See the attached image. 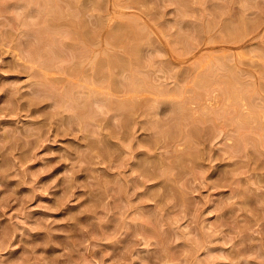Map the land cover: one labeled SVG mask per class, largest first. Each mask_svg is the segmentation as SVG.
I'll return each instance as SVG.
<instances>
[{
	"label": "rangeland",
	"instance_id": "obj_1",
	"mask_svg": "<svg viewBox=\"0 0 264 264\" xmlns=\"http://www.w3.org/2000/svg\"><path fill=\"white\" fill-rule=\"evenodd\" d=\"M0 1V264H264V0Z\"/></svg>",
	"mask_w": 264,
	"mask_h": 264
},
{
	"label": "bare ground",
	"instance_id": "obj_2",
	"mask_svg": "<svg viewBox=\"0 0 264 264\" xmlns=\"http://www.w3.org/2000/svg\"><path fill=\"white\" fill-rule=\"evenodd\" d=\"M55 1H56V0H55ZM89 1H90V0H89ZM0 2H1V1H0ZM29 2H30V1H29ZM48 2H49V1H48ZM137 2H138V1H137ZM176 2H177V1H176ZM16 3H17V2H16ZM55 3H56V2H55ZM55 3H54V5H55ZM57 3H58V2H57ZM92 3H93V2H92ZM108 3H109V2H108ZM14 4H15V3H14ZM46 4H47V3H46ZM75 4H77V3H75ZM3 5H4V4H3ZM16 5H17V4H16ZM26 5H27V4H26ZM95 5H96V4H95ZM97 5H98V4H97ZM8 6H9V5H8ZM10 6H11V5H10ZM18 6H19V5H18ZM18 6H16V7H18ZM27 6H28V5H27ZM29 6H30V5H29ZM52 6H53V5H52ZM84 6H85V5H84ZM2 7H3V6H2ZM47 7H48V6H47ZM78 7H79V6H78ZM80 7H81V4H80ZM99 7H100V6H98V8H99ZM121 7H122V6H121ZM124 7H125V6H124ZM6 8H7V7H6ZM27 8H28V7H27ZM51 8H52V7H51ZM51 8H50V10H51ZM64 8H65V7H64ZM76 8H77V7H76ZM25 9H26V8H25ZM53 9H54V8H53ZM79 9H81V8H79ZM99 9H100V8H99ZM44 10H45V9H44ZM50 10H49V11H50ZM56 10H57V8H56ZM64 10H65V9H64ZM67 10H68V7H67ZM94 10H95V9H94ZM5 11H6V10H5ZM39 11H40V10H39ZM102 11H103V9H102ZM43 12H44V11H43ZM56 12H57V11H56ZM75 12H76V11H75ZM62 13H63V12H62ZM99 13H100V12H99ZM103 13H104V12H103ZM57 14H58V13H57ZM69 15H70V14H69ZM49 16H50V15H49ZM52 16H53V15H52ZM67 16H68V15H67ZM44 17H45V16H44ZM60 17H61V16H60ZM60 17H59V18H60ZM4 18H5V17H4ZM36 18H37V17H36ZM53 18H54V17H53ZM50 20H51V19H50ZM76 20H77V18H76ZM60 21H61V20H60ZM100 21H101V20H100ZM100 21H99V22H100ZM107 21H108V20H107ZM102 22H103V21H101V23H102ZM104 22H105V21H104ZM74 23L76 24V22H74ZM101 23H100V24H101ZM232 23H233V22H232ZM50 24H51V23H50ZM102 24H104V23H102ZM122 24H124V23H122ZM226 25H227V24H226ZM231 25H232V24H231ZM109 26H111V25H109ZM120 26H121V24H120ZM229 26H230V25H229ZM252 26H253V25H252ZM46 27H47V26H46ZM95 27H96V26H95ZM98 27H100V25H98ZM231 27H232V26H231ZM102 28H103V27H101V29H100L101 32H102ZM103 29H104V28H103ZM130 29L132 30L133 28H130ZM210 29H211V28H210ZM232 29H233V28H232ZM244 29H245V28H244ZM52 30H53V29H52ZM96 30H97V29H96ZM106 30H107V31H104V32H105V33L107 32V34H106L105 36H103V37H106V36H112V35H109L110 30H108V29H106ZM119 30H121V28H120ZM227 30H228V32H229V31H231V28L229 29V27H228ZM108 31H109V33H108ZM121 31H122V30H121ZM239 31H240V30H239ZM51 32H52V31H51ZM53 32H54V31H53ZM96 32H97V31H96ZM126 32H127V31H126ZM228 32H227V33H228ZM41 33H42V32H41ZM41 33H40V34H41ZM49 33H50V32H49ZM119 33H120V36L122 37L123 35H121V32H120V31H119ZM130 33H133V32H130ZM135 33H136V32H135ZM110 34H111V33H110ZM117 34H118V33H117ZM123 34H124V33H123ZM133 34H134V33H133ZM138 34H139V33H138ZM138 34H137V35H138ZM221 34H222V33H221ZM232 34H233V33H232ZM237 34H238V32H237ZM66 35H67V34H66ZM126 35H127V34H126ZM36 37H37V36H36ZM118 37H119V36H118ZM118 37H117V38L115 37V38H116V41H119V40H117ZM221 37H222V36H221ZM106 38H108V37H106ZM42 39H43V38H42ZM119 39H120V38H119ZM121 39H122V38H121ZM124 39H125V37H124ZM202 39H203V38H202ZM231 39H232V38H231ZM65 40H66V39H65ZM106 40H107V39H106ZM112 40H113V39H112ZM212 40H213V39H212ZM46 41H47V40H46ZM60 41H61V40H60ZM114 41H115V40H114ZM127 41H128V40H127ZM127 41H126V42H127ZM132 41H133V39H132ZM132 41H131V42H132ZM87 42H88V41H87ZM96 42H97V41H96ZM99 42H100V41H99ZM104 42L106 43V45H105L106 48H105V49H106V50L108 49V51H105V53L108 55V52L110 53V51H109V50H110L109 46H110L111 44L108 43L109 41H108V42H107V41H104ZM123 42H124V41H123ZM128 42H129V41H128ZM133 42H134V41H133ZM239 42H240V41H239ZM105 43H104V44H105ZM19 44H20V43H19ZM109 44H110V45H109ZM124 44H127V43L124 42ZM17 45H18V44H17ZM43 45H44V44H43ZM108 45H109V46H108ZM35 46H36V45H35ZM61 46H62V45H61ZM46 47H48V46H46ZM127 47H128V46H127ZM136 47H137V46H136ZM36 49H37V48H36ZM193 49H194V48H193ZM28 50H29V49H28ZM47 50H48V49H47ZM80 50H81V49H80ZM114 51H115V50H114ZM186 51H187V50H186ZM26 52H27V51H26ZM33 52H34V51H33ZM33 52H32V53H33ZM41 52H42V51H41ZM47 52H48V51H47ZM129 52H130V51H129ZM50 53H52V52H50ZM82 53H83V52H82ZM105 53H104L103 55L105 56L104 58L107 57L106 60H105V64H106V65L108 64V67L105 66V65H103V66L109 68V66H110V64H109L110 62H109V61H110V59H111V61H112V60L115 61V59H114V58L112 59L111 57H109V55L107 56ZM52 54H53V53H52ZM98 54H99V53H98ZM38 55H39V54H38ZM48 55H49V54H48ZM74 55H75V54H74ZM211 55H212V54H211ZM16 56H17V55H16ZM30 56H31V55H30ZM40 56H41V55H40ZM43 56H44V55H43ZM52 56H53V55H52ZM95 56H97V55L95 54ZM95 56H94V58L96 59ZM110 56H112V55L110 54ZM136 56H137V55H136ZM44 57H46V56H44ZM49 57H50V56H49ZM54 57H56V56H54ZM79 57H80V56H79ZM97 57H98V56H97ZM137 57H138V56H137ZM233 57H234V56H233ZM46 58H47V57H46ZM94 58H93V59H94ZM115 58H116V57H115ZM118 58H119V57H118ZM205 58H206V57H205ZM220 58H221V57H220ZM225 58H226V57H225ZM229 58H230V57H229ZM55 59H56V58H55ZM80 59H81V58H80ZM95 59H94V61L97 60V59H96V60H95ZM116 59H117V58H116ZM135 59H136V58H135ZM201 59H202V58H201ZM230 59H231V58H230ZM47 60H48V59H47ZM52 60H53V59H52ZM224 60H225V59H224ZM36 61H37V60H36ZM42 61H43V60H42ZM50 61H51V60H50ZM53 61H54V60H53ZM94 61H92V63L94 64L93 67H95V63H94ZM114 61H113V62H114ZM139 61H140V60H139ZM199 61H201V60H199ZM208 61H209V60H208ZM214 61H215V60H214ZM38 62H39V61H38ZM96 62H98V61H96ZM99 62H100V61H99ZM106 62H108V63H106ZM113 62H111V63L113 64ZM195 62H196V61H195ZM217 62H218V61H217ZM217 62H216V63H217ZM243 62H244V61H243ZM201 63H202V62H201ZM205 63H206V62H205ZM102 64H104V61H103V63H102V61H101V64H100V65L98 64V65L101 66ZM128 64H129V62H128ZM91 65H92V64H91ZM217 65H218V64H217ZM99 66H97V64H96V67H99ZM111 66H112V65H111ZM115 67H116V65H115ZM36 68H37V67H36ZM71 68H72V67H71ZM88 68H89V67H88ZM99 68H100V67H99ZM170 68H171V67H170ZM219 68H220V66H219ZM40 69H41V68H40ZM72 69H73V68H72ZM124 69L126 70V68H124ZM184 69H185V68H184ZM234 69H235V68H234ZM125 70H124V71H125ZM202 70H203V69H202ZM225 70H227V69L225 68ZM93 71H94V70H93ZM99 71H100V70H99ZM119 71H120V70H119ZM124 71H123V72H124ZM65 72H66V71H65ZM78 72H79V71H77V73H78ZM95 72H96V71H95ZM121 72H122V71H121ZM226 72H227V71H226ZM110 73H111V72H110ZM190 73H191V72H190ZM229 73H230V72H229ZM242 73H243V72H242ZM242 73H241V74H242ZM205 74H206V73H205ZM94 75H96V74H94ZM108 75H109V73H108ZM225 75H226V74H225ZM104 76H105V75H104ZM195 76H196V75H195ZM197 76H198V75H197ZM236 76H237V75H236ZM240 76H241V75H240ZM86 77H87V76H86ZM107 77H108V76H107ZM129 77H130V76H129ZM206 77H207V76H206ZM206 77H205V78H206ZM237 77H238V76H237ZM93 78H94V76H93ZM109 78H111V77H109ZM194 78H195V77H194ZM112 79H113V78H112ZM115 79H116V78H115ZM129 79H130V78H129ZM203 79H204V77H203ZM209 79H210V78H209ZM214 79H215V77H214ZM219 79H220V77H219ZM222 79H223V78H222ZM238 79H239V78H238ZM37 80H38V79H37ZM93 80H96V79H93ZM108 80H109V79H108ZM117 80H118V79H117ZM211 80H212V79H211ZM235 80H236V79H235ZM84 81H85V80H84ZM140 81H141V80H140ZM199 81H200V80H199ZM52 82H53V81H52ZM87 82H88V81H87ZM118 82H120V81H118ZM127 82H128V81H127ZM143 82H144V81H143ZM149 82H150V81H149ZM197 82H198V81H197ZM71 83H72V82H71ZM243 83H244V82H243ZM40 84H41V83H40ZM96 84H97V82H96ZM152 84H153V83H152ZM188 84H189V83H188ZM87 86H88V84H87ZM87 86H86V87H87ZM94 86H95V84H94ZM136 86H137V85H136ZM136 86L134 87V84H133V87H132L133 92H134L135 94H137V93L141 90V83H140L139 86H137V87H136ZM186 86H187V85H186ZM186 86H185V87H186ZM189 86H190V84H189ZM208 86H209V84H208ZM240 86H242L241 83H240ZM65 87H67V86H65ZM108 87H109V86H108ZM157 87H158V86H157ZM69 88H70V87H69ZM97 88H98V87H97ZM109 88H110V87H109ZM161 88H162V87H161ZM187 88H188V87H187ZM83 89H84V88H83ZM85 89H86V88H85ZM85 89H84V90H85ZM148 89H149V88H148ZM206 89H207V87H206ZM208 89H209V88H208ZM225 89H226V88H225ZM233 89H235V91H236L237 88L234 86ZM233 89H232L231 86H230V90L233 91V92L231 91L230 94H231V95H234V94H235L236 96H235V95H234V96H231V95L229 94V96H231L230 99H229V97L227 96L228 99L231 100V101H233V99H234V100H237L235 97H237V95H238V93H236ZM248 89H249V88H248ZM108 90H109V89H108ZM188 90H189V89H188ZM192 90H193V89H192ZM215 90H216V89H215ZM217 90H218V89H217ZM241 90H242V89H241ZM124 91H125V90H124ZM126 91H127V90H126ZM160 91H161V90H160ZM178 91H179V90H178ZM189 91H190V90H189ZM208 91H209V90H208ZM211 91H212V90H211ZM211 91H210V92H211ZM219 91H220V89H219ZM71 92H72V90H71ZM93 92H95V91H93ZM97 92H98V91H97ZM102 92H103V91H102ZM131 92H132V91H131ZM142 92H143V90H142ZM158 92H159V91H158ZM167 92H168V91H167ZM179 92H180V91H179ZM199 92H200V91H199ZM199 92H198V93H199ZM206 92H207V90H206ZM228 92H229V91H228ZM234 92H235V93H234ZM237 92H239V91H237ZM66 93H67V92H66ZM87 93H88V92H87ZM98 93H99V92H98ZM100 93H101V92H100ZM162 93H163V92H162ZM162 93H161V94H162ZM184 93H185V92H184ZM201 93H202V92H201ZM220 93H221V92H220ZM242 93H244V92H242ZM255 93H256V92H255ZM91 94L93 95L92 91H91ZM130 94H131V93H130ZM140 94H142V93H140ZM189 94H190V93H189ZM202 94H203V93H202ZM256 94H257V93H256ZM120 95H121V94H120ZM125 95H126V94H125ZM176 95H177V93H176ZM206 95H207V94H206ZM211 95H212V93H211ZM222 95H223V94H222ZM224 95H225V94H224ZM254 95H255V94H254ZM111 96H112V95H111ZM133 96H134V94H133ZM133 96H131V97H133ZM162 96H163V95H162ZM203 96H204V95H203ZM247 96H248V95H247ZM120 97H121V96H120ZM124 97H125V96H124ZM137 97H138V96H137ZM186 97H187V96H186ZM190 97H191V96H190ZM190 97H189V99H190ZM206 97H207V96H206ZM249 97H250V93H249ZM64 98H65V97H64ZM64 98H63V99H64ZM72 98H73V97H72ZM97 98H98V97H97ZM118 98H119V97H118ZM151 98H152V97H151ZM175 98H176V97H175ZM184 98H185V97H184ZM200 98H201V97H200ZM200 98H199V99H200ZM252 98H253V97H252ZM133 99H134V97H133ZM152 99H153V98H152ZM255 99H256V98H255ZM60 100H62V99H60ZM64 100H65V99H64ZM81 100H82V99H81ZM81 100H80V101H81ZM86 100H87V99H86ZM107 100H108V99H107ZM107 100H106V101H107ZM109 100H110V99H109ZM109 100H108V101H109ZM120 100H121V99H120ZM120 100H119V101H120ZM175 100H176V99H175ZM218 100H219V99H218ZM249 100H250V99H248V101H249ZM95 101H96V100H95ZM115 101H116V100H115ZM123 101L125 102L126 100H123ZM123 101L121 100V102H123ZM127 101H128V100H127ZM130 101L132 102L133 100L130 99ZM156 101H157V100H156ZM162 101H163V100H162ZM196 101H197V98H196ZM206 101H207V100H206ZM226 101H228V100H226ZM231 101H230V102H231ZM244 101H246V100H244ZM65 102H66V101H65ZM103 102H104V101H103ZM140 102H141V101H140ZM143 102H144V101H143ZM214 102H215V101H214ZM240 102H241V101L237 102V104H239ZM95 103H97V102H95ZM100 103H101V102H100ZM119 103H120V102H119ZM125 103H126V102H125ZM152 103H153V102H152ZM156 103H157V102H156ZM161 103H162V102H161ZM175 103H176V102H175ZM233 103H234V102H232V104H233ZM252 103H253V102H252ZM108 104H109V103H108ZM108 104H106V105H108ZM116 104H117V103H116ZM123 104H124V103H123ZM185 104H186V103H185ZM242 104H243V103H242ZM249 104H250V101H249ZM83 105H84V103H83ZM127 105H128V104H127ZM138 105H139V104L137 103V106H138ZM213 105H214V103H213ZM216 105H217V103H216ZM220 105H221V104H220ZM229 105H230V104H229ZM239 105H240V104H239ZM239 105H237V106H239ZM253 105H254V104H253ZM104 106H105V105H104ZM188 106H189V105H188ZM248 106H249V105H248ZM131 107H133V106H131ZM204 107H205V106H204ZM226 107H227V106H226ZM239 107H240V106H239ZM239 107H238V109H239ZM109 108H110V107H109ZM116 108H117V106H116ZM129 108H130V107H129ZM175 108H176V107H175ZM175 108H173V109L175 110ZM183 108H184V107H183ZM187 108H188V107H187ZM194 108H195V107H194ZM194 108H193V109H194ZM197 108H198V107H197ZM220 108H221V107H220ZM222 108H223V107H222ZM230 108H231V107H230ZM235 108H236V107H234V110H236ZM246 108H247V107H246ZM254 108H255V107H254ZM262 108H263V107H262ZM86 109H87V107H86ZM107 109H108V108H107ZM114 109H115V108H114ZM134 109H135V108H134ZM140 109H141V108H140ZM173 109H172V110H173ZM199 109H200V108H199ZM203 109H204V108H203ZM205 109H206V108H205ZM211 109H213L212 106H211ZM215 109H219V108H215ZM238 109H237V110H238ZM241 109H242V108H241ZM249 109H250V108H249ZM251 109H252V108H251ZM88 110H89V109H88ZM116 110H117V109H116ZM116 110H115V111H116ZM174 110H173V111H174ZM222 110H225V109H222ZM83 111H84V110H83ZM121 111H122V110H121ZM133 111H134V110H133ZM179 111H180V109H179ZM199 111H200V110H199ZM238 111H239V110H238ZM241 111H242V110H241ZM247 111H248V109H247ZM109 112H110V111H109ZM203 112H204V111H203ZM216 112H217V111H216ZM221 112H222V111H221ZM239 112H240V111H239ZM239 112H238V114H239ZM249 112H251V111L249 110ZM249 112H248V113H249ZM182 113H183V112H182ZM204 113H205V112H204ZM207 113H208V112H207ZM218 113H219V112H218ZM240 113H241V112H240ZM243 113H244V112H243ZM256 113H257V112H256ZM171 114H172V112H171ZM183 114H185V113H183ZM201 114H202V113H201ZM222 114H223V113H221L220 116H221ZM238 114L236 113V115H238ZM216 115H217V114H216ZM249 115L251 116V113H250ZM175 116H176V115H175ZM175 116H173V118H174ZM241 116H242V115H241ZM255 116H257V114H255ZM176 117H177V116H176ZM178 117H179V116H178ZM195 117H196V116H195ZM212 117H213V116H212ZM232 117H233V116H232ZM239 117H240V115H239ZM131 118H132V117H131ZM192 118H193V117H191V119H192ZM196 118H197V117H196ZM205 118H206V117H205ZM228 118H229V117H228ZM230 118H231V117H230ZM233 118H234V117H233ZM248 118H250V117H247V119H248ZM260 118H261V117H260ZM84 119H85V118H84ZM84 119H83V120H84ZM182 119H183V118H182ZM222 119H223V117L221 118V120H222ZM238 119H239V118H238ZM238 119H237V120H238ZM244 119H246V118L244 117ZM262 119H263V118H262ZM78 120H79V119H78ZM134 120H135V119H134ZM198 120H199V119H198ZM257 120H258V119H257ZM263 120H264V119H263ZM85 121H86V120H85ZM172 121H173V120H172ZM201 121H202V120H201ZM209 121H210V120H209ZM239 121H240V120H239ZM249 121H250V120H249ZM249 121H248V122H249ZM137 122H138V121H137ZM206 122H207V121H206ZM254 122H255V121H254ZM84 123H85V122H84ZM180 123H181V121H180ZM183 123H184V122H183ZM194 123H195V122H194ZM203 123H205V122H203ZM255 123H256V122H255ZM257 123H258V122H257ZM260 123H261V122H260ZM81 124H82V123H81ZM147 124H148V123H147ZM178 124H179V123H178ZM237 124H238V123H237ZM241 124H242V123H241ZM122 125H123V124H122ZM196 125H197V124H196ZM202 125H204V124H202ZM234 125H235V124H234ZM234 125H233V126H234ZM255 125H256V124H255ZM258 125H259V124H258ZM157 126H158V125H157ZM177 126H178V125H177ZM183 126H184V125H183ZM261 126H262V125H261ZM180 127H181V126H180ZM196 127H197V126H195V128H196ZM238 127H239V126H238ZM195 128H193V130H195ZM242 128H243V126H242ZM242 128H241V129H242ZM244 128H246V127H244ZM196 129L198 130V128H196ZM237 129H238V128H237ZM246 129H249V130H250V128H246ZM233 130H234V129H233ZM243 130H244V129H242V131H243ZM190 131H191V130H190ZM169 132H170V131H169ZM173 132H174V131H173ZM193 132H194V135H193V136L195 137V132H196V130H195V131H191V135H192ZM157 133H159V132H157ZM171 133H172V132H171ZM174 133H175V132H174ZM241 133L243 134V132H241ZM244 133H245V132H244ZM246 133H247V132H246ZM238 134H239V133H238ZM163 135H164V134H163ZM191 135H189L190 137H188V138H191ZM132 136H133V134H132ZM156 136H157V135H156ZM165 136H166V135H165ZM162 137H163V136H162ZM168 137H169V135H168ZM176 138H177V137H176ZM163 139H164V138H163ZM173 139H174V137L172 138V141H173ZM155 141H156V140H155ZM238 142H239V141H238ZM155 143H156V142H155ZM155 143H154V145L159 144L158 142H157V144H155ZM155 147H156V146H155ZM147 161H149V160L147 159ZM143 164H144V163H143ZM143 172H145V170H144ZM149 174H150V173H149ZM145 175H148V173L145 174ZM153 175H154V174H153ZM154 178H155V177H154Z\"/></svg>",
	"mask_w": 264,
	"mask_h": 264
}]
</instances>
